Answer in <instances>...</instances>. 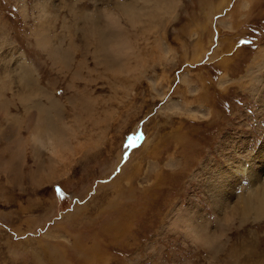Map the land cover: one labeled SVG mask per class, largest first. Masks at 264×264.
<instances>
[{
  "label": "rangeland",
  "instance_id": "obj_1",
  "mask_svg": "<svg viewBox=\"0 0 264 264\" xmlns=\"http://www.w3.org/2000/svg\"><path fill=\"white\" fill-rule=\"evenodd\" d=\"M143 1L0 0V264H264V0Z\"/></svg>",
  "mask_w": 264,
  "mask_h": 264
},
{
  "label": "bare ground",
  "instance_id": "obj_2",
  "mask_svg": "<svg viewBox=\"0 0 264 264\" xmlns=\"http://www.w3.org/2000/svg\"><path fill=\"white\" fill-rule=\"evenodd\" d=\"M143 1V0H142ZM149 1V0H148ZM144 2V1H143ZM154 2V1H153ZM145 3V2H144ZM146 4H148V2H146ZM151 5V4H150ZM120 8L125 11V15L129 13V11L131 10L130 8H132V6L128 3V4H121L120 5ZM141 9V8H140ZM152 9V8H151ZM133 10V9H132ZM156 10V9H155ZM142 11V10H141ZM144 11V10H143ZM142 11V12H143ZM153 11V10H152ZM134 12V11H132ZM130 12V15L131 13ZM141 12V13H142ZM140 13V12H139ZM104 14V13H103ZM134 14V13H133ZM132 14V15H133ZM146 14V13H145ZM129 15V14H128ZM135 15V14H134ZM139 15V14H137ZM129 17V16H128ZM131 18H134V16H130ZM129 17V18H130ZM137 18V17H136ZM101 19V18H100ZM43 30V29H42ZM106 46V45H105ZM99 65H100V62H99ZM40 94V92L38 93ZM42 95L43 96H46V98H48L47 100H49V104L53 107H57V101L55 99H53L52 97L53 96H50L48 95L46 92H42ZM38 106V105H37ZM54 108V107H53ZM44 106L40 107V110L44 111ZM57 109H55L56 111ZM40 113H42L43 115V112L39 111ZM46 115H44L45 117ZM50 117V116H48ZM42 118V117H41ZM46 119V117H45ZM52 122H55V121H52ZM48 123V122H47ZM56 124V123H55ZM52 141V140H51ZM262 153V151L260 152ZM263 156L264 154H260V156L256 157V159L252 160L251 162V165L250 167H252V172L251 174L253 175L254 174V178H257V175H260V174H257V170H258V167L260 166V164L258 162H262L263 161ZM242 165V164H241ZM261 177V176H260ZM259 177V178H260ZM257 181V180H256ZM255 184V183H253ZM252 185V184H251ZM209 186L211 187V193H212V196L214 197V199L216 200L215 204H216V207H218L220 209V206H221V200H222V197H223V192H224V189L223 187H219L216 180L211 181V183H209ZM246 195L248 197H244V198H240L242 203H243V206L242 207H235L234 210H233V213L234 214H239L241 216L243 215H246V214H249V213H254L255 214V217L256 218H259L260 216H263L264 215V183H262L261 185L259 186H253V189H251L249 191V193H246ZM220 200V201H219ZM201 222V221H200ZM194 223L193 224V227L195 228H198V229H201L199 230L204 232L205 234V231H203L205 228V225L203 223ZM207 227V226H206ZM252 255V254H251Z\"/></svg>",
  "mask_w": 264,
  "mask_h": 264
},
{
  "label": "crops",
  "instance_id": "obj_3",
  "mask_svg": "<svg viewBox=\"0 0 264 264\" xmlns=\"http://www.w3.org/2000/svg\"><path fill=\"white\" fill-rule=\"evenodd\" d=\"M206 0H202V3L204 4V6H207L208 4H209V1H211V0H208V2L206 1ZM243 1V0H242ZM241 1V2H242ZM251 1V0H250ZM250 1H249V4H248V6L247 7H249V5H250ZM230 3H231V1H229V3L227 4V6L226 7H224L220 12H216L215 14H213V16H216V15H219V17L217 18V20H219V18H221V17H223L224 16V10L225 9H229L230 8V10L231 11H233L232 9L233 8H235V6L236 5H234V6H231L230 5ZM207 4V5H206ZM241 5H242V3H241ZM209 7V8H208ZM207 8L209 9V10H211L212 9V11H214V8H215V6L214 5H212V6H208ZM237 8H240L239 6L237 7ZM242 8H246L244 5H243V7ZM229 12V11H228ZM228 12L226 11V15L228 14ZM221 14V15H220ZM217 23H218V21H217ZM218 44H217V49L216 50H214V52H215V54L218 52V50H219V48L218 47H222V45H223V42H222V40L220 39V40H218V42H217ZM229 51H227V53H228ZM223 60V59H222Z\"/></svg>",
  "mask_w": 264,
  "mask_h": 264
},
{
  "label": "water",
  "instance_id": "obj_4",
  "mask_svg": "<svg viewBox=\"0 0 264 264\" xmlns=\"http://www.w3.org/2000/svg\"><path fill=\"white\" fill-rule=\"evenodd\" d=\"M142 139H143V138H142V136H141V137H139V141H138V142H140Z\"/></svg>",
  "mask_w": 264,
  "mask_h": 264
}]
</instances>
